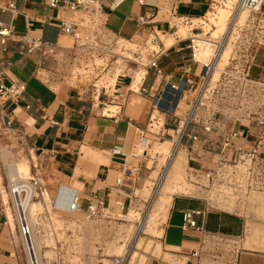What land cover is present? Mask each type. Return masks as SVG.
Returning a JSON list of instances; mask_svg holds the SVG:
<instances>
[{
  "label": "built area",
  "instance_id": "2783aa9c",
  "mask_svg": "<svg viewBox=\"0 0 264 264\" xmlns=\"http://www.w3.org/2000/svg\"><path fill=\"white\" fill-rule=\"evenodd\" d=\"M135 1L141 8L156 12H143L136 19L132 37L120 38L126 43L133 42L128 58L112 50L110 43L114 36L108 33V12L102 0H44V6L57 12L54 26L58 36L73 42L72 49L79 51L77 56L89 54L87 60H93L94 64L95 61L108 64L111 58H116L111 85L85 83L83 87L100 92L107 102L116 83L128 79L127 94L149 99L148 124L137 134V153L133 157L144 160L153 144L167 139L173 149L186 154L183 182L192 184L196 191L183 196L199 203L201 208L181 211L179 228L184 237L194 241H188L189 247L181 244L180 252L170 251L173 260L162 264H241L243 255L257 254L264 258L262 249H253L264 238V220L259 217L264 211V0H207L205 14L197 19L178 16L175 6L166 30L158 29L154 22L159 12L156 6H150L147 0ZM30 3V0H0V13L10 15L9 22L0 21L1 104L7 99L20 101L27 89L24 82L9 77L4 54L15 53L19 60L41 56L44 64L54 50L65 49L58 40L48 43L35 28L34 19L26 10ZM222 9L232 19L238 13H247V18L243 23L230 21L228 28L214 38L216 26L207 17ZM64 14L68 18L62 17ZM19 18L23 19L22 30ZM162 38H170L173 43L167 47ZM170 52L182 56V64L165 71L160 61L169 58ZM128 64L132 65L130 69ZM150 74L154 76V84L159 78L161 82L147 88ZM182 104L186 107L183 117ZM167 157L160 169L157 188L173 159L172 153ZM128 163L129 158L125 157L124 164ZM145 169L151 170L147 164ZM137 170L138 167L125 168L116 187L123 186L125 177H137ZM82 201L80 191L67 189L54 209L64 212L69 208L72 213H83L93 219L110 216L108 197L98 192L90 194L85 210ZM129 201L131 206L133 197ZM215 215L219 220L227 216L233 226L226 230L217 222L209 228L210 217ZM21 232L30 236L26 224ZM126 257L127 254L116 258L112 264H132Z\"/></svg>",
  "mask_w": 264,
  "mask_h": 264
},
{
  "label": "crops",
  "instance_id": "0c3cea01",
  "mask_svg": "<svg viewBox=\"0 0 264 264\" xmlns=\"http://www.w3.org/2000/svg\"><path fill=\"white\" fill-rule=\"evenodd\" d=\"M118 1L102 0L108 12V33L110 36L129 39L135 33L136 19L145 11L151 14L156 11L141 8L135 0H125L117 5ZM30 2L26 10L34 19L35 28L42 32L48 43L54 44L57 40L60 42L62 37L58 36V29L54 26L57 12L47 9L44 0ZM147 3L159 9L154 22L158 29L166 30L169 20L160 19L159 1L147 0ZM111 6H115L113 10H109ZM175 6L178 16L201 17L207 10L208 1L171 0L168 4L170 11ZM62 17L68 18V14ZM9 20V14L0 13V21ZM18 25L19 30H22V18H19ZM181 57L170 52L169 58L161 59L160 66L163 70L170 71L182 64ZM4 59L9 64V77L24 82L27 89L18 102L10 99L2 104L0 102V125L17 129L31 150L55 161L63 176L72 183L77 180L83 186L80 191L82 204L87 206L89 195L98 192L101 196L108 197L109 204L114 196L124 205V212L130 206L129 197H134L137 186L148 174L146 163L133 156L137 153V134L148 124L149 99L139 94H127L129 80L120 79L109 92V101L104 102L105 97L100 92L88 86L83 87L85 84L66 86L50 82L48 78L51 73L43 67L41 56L19 60L17 54L8 52L4 54ZM154 81V76L150 74L146 87L151 88ZM160 82V78L157 79L154 86ZM165 144L171 143L165 142L162 146ZM125 157L129 158L127 165L124 164ZM155 162L154 158L149 159V167ZM136 167L137 177H125L123 186L117 188L116 181L123 177L124 169ZM175 204L176 200H173L169 221L163 230L165 239L170 234L184 238L179 228L180 223L173 222ZM217 222H220L222 228L233 226V221L226 217L220 220L217 218ZM13 242L12 227L0 192V264H18ZM181 244L184 247L191 245L181 239L178 245L165 246Z\"/></svg>",
  "mask_w": 264,
  "mask_h": 264
},
{
  "label": "rangeland",
  "instance_id": "374dc122",
  "mask_svg": "<svg viewBox=\"0 0 264 264\" xmlns=\"http://www.w3.org/2000/svg\"><path fill=\"white\" fill-rule=\"evenodd\" d=\"M157 1H159L157 4L161 9L160 19L169 20L170 10L168 4L171 0ZM218 11L208 15L207 21L211 25H214L213 22L217 21L218 13L221 10ZM245 16L247 18V13H245ZM230 20H232V17L229 13ZM172 21L178 24L176 20ZM180 32L182 36L185 35V31L182 29ZM218 32L220 33V31ZM162 39L166 43L167 41L170 42L169 44L173 43L170 38ZM132 43H126L120 38L112 37L110 45H112L115 54L128 58L131 54L129 50L132 48ZM60 46L65 47V49L54 50V53L48 55L44 60L43 67L51 73L48 78L50 82L63 83L66 86H73L77 83L105 86L106 83H109V85L113 83L110 77L115 67L112 64L116 61V58H111L108 64L100 61H95L96 64H94L93 60H87L89 54L77 56L76 54L79 51L76 52L72 49L73 42L69 39L62 38ZM128 67L130 69L132 65L128 64ZM44 76L46 77V75ZM74 76H78V78H72ZM185 110L186 107L182 104L180 108L182 117ZM165 142L171 143V140L167 139L158 144H153L149 148L148 157L143 161L148 167L149 159L154 158L156 162L149 167L151 170H148L147 177L137 186L132 205L127 206L123 212L121 211L122 203H119L113 196L108 210L110 216L104 219H93L88 218L83 213L59 212L54 209V206L58 207V203L45 202L44 192L48 193L54 201L56 195L63 194V191L67 189L81 191L83 186L78 184L77 180L72 183L63 176L55 161L31 150L22 140L17 129L9 128L4 124L0 125V192L9 224L12 227L13 246L18 264H29V261L20 234L14 198L10 191L13 184L9 178L10 165H27L30 169V175L25 177V180H21L22 185L20 186L31 184L34 195H31V190L25 187L21 190L19 199L26 201L29 197V200L37 205L34 209L31 231L35 235L39 247V259L42 264H112L116 258L125 254L134 257L132 264H150L152 261H154V264L157 262L162 264V262L172 261V253L167 251L170 248H166V244L178 245L181 239L194 240L186 237L181 238L179 235L174 234H170L168 239H165V231L163 232V230H165L167 221H169L168 218L173 203L168 213H160L157 210L160 195H156L160 169L166 163L167 156L173 149L172 144L162 146ZM180 158L182 168L178 171L170 169L176 174V187H178L173 190L171 196L173 200H176L173 218L175 224L182 221L181 211L201 208L199 203L184 198L183 195H187L189 191L186 193L185 189H180L187 185L183 182L184 169L187 163L186 154L183 151L180 153ZM60 186L63 187L58 189ZM82 208L85 210L86 205L83 204ZM66 209L68 210V208ZM259 217L264 220V211L259 213ZM217 218V215L210 217L209 228L216 224ZM140 226L142 229L139 231ZM228 227L224 226V229H230ZM161 234L162 238H160ZM185 247L189 246L185 245ZM253 249L264 251V238L262 244L259 247H253ZM263 261L264 258L257 254L243 255L241 264H263Z\"/></svg>",
  "mask_w": 264,
  "mask_h": 264
},
{
  "label": "bare ground",
  "instance_id": "6f19581e",
  "mask_svg": "<svg viewBox=\"0 0 264 264\" xmlns=\"http://www.w3.org/2000/svg\"><path fill=\"white\" fill-rule=\"evenodd\" d=\"M119 2H120V0L117 2V5ZM245 17H246L245 13H238L230 21H238L239 23H243L246 20ZM194 19H197V18H194ZM230 21H229V12L225 9H222L218 13L217 21H214V22L212 21L214 23V25L217 26L216 31H214L212 33V37L215 38V37L219 36L221 33H223L228 28V24ZM218 31H220V33ZM217 33H219V34H217ZM171 44L166 43V46L169 47V46H171ZM62 48H65V47H62ZM217 77H218V72L215 74L214 78L216 79ZM72 78H77V77L74 76ZM170 153H172L173 159H171V162L167 166V171H166L164 178H163L164 180L162 179L161 183L159 184L160 187H158L159 189L157 188L158 191H156V195H160V198H159L160 203L157 206V210L160 213H165V214L168 213V211L171 208V205L173 203V198L171 197L173 194V190H175V188H178V187H176L177 186V183H176L177 177H175L176 174L173 173V171H171L170 169L172 168V169H174V171H178L179 169L182 168V165H181L182 160L180 158L181 151L179 152V151H177V149L176 150L173 149V150H171ZM186 165H187V163H186ZM185 169H186V167H185ZM185 169H184V171H185ZM29 175H30V169L27 165H10L9 166V178H10L11 182L13 183L10 191H11L12 197L14 198V207L16 210L19 229H20L22 240L24 242L26 252H27L29 264H42L40 262V259H39V257H40L39 256V247L37 245L35 235L31 231V227L33 225L34 209H35V207H37V205L33 204L29 200V197L26 201H23L21 198L19 199V195L21 194V190L25 187L28 188L29 190H31V192H30L31 195L32 194L34 195V192H32V185L31 184H28L27 186H24V185L20 186V185H22L21 180H25V177H27ZM61 187H63V186L58 187V189H61ZM180 189H185L186 193L189 191L188 194H192V192L196 191V188H194V186L192 184H187L185 187H182ZM61 196H62V194L56 195L54 201H52V199L49 197V194L44 192V200H45V202L50 203V204L52 202L58 203L61 199ZM154 198H156V197H154ZM65 211L71 212V210L69 208H68V210L65 208ZM131 220H132V218H131ZM25 224L28 226V228L30 230V236H23V234L21 232V228ZM142 225L143 224L141 223V226ZM141 226L138 229L139 231L142 229ZM165 247L170 248V250H167V251H172V252H180V250H181V248L179 246H173V247L165 246ZM126 258H127V260H129V258H130L129 261H130V263H132V260L134 257L132 258L131 256H127Z\"/></svg>",
  "mask_w": 264,
  "mask_h": 264
}]
</instances>
